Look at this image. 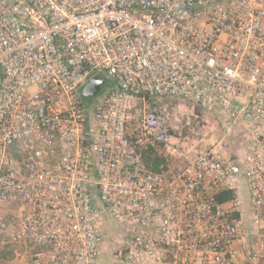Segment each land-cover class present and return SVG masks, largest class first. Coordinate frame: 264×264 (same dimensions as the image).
I'll list each match as a JSON object with an SVG mask.
<instances>
[{
	"label": "built area",
	"instance_id": "1",
	"mask_svg": "<svg viewBox=\"0 0 264 264\" xmlns=\"http://www.w3.org/2000/svg\"><path fill=\"white\" fill-rule=\"evenodd\" d=\"M163 97L244 123L243 155L151 169L143 154L170 135L147 105ZM240 175L246 211L215 200ZM3 207L0 248L25 245L26 264H94L102 212L123 230L118 264H258L264 0H0Z\"/></svg>",
	"mask_w": 264,
	"mask_h": 264
},
{
	"label": "rangeland",
	"instance_id": "2",
	"mask_svg": "<svg viewBox=\"0 0 264 264\" xmlns=\"http://www.w3.org/2000/svg\"><path fill=\"white\" fill-rule=\"evenodd\" d=\"M147 108L163 114L169 127V142L160 146L157 151L146 153L148 166L155 171L165 172L186 165L195 155L215 147H221L230 159L243 155L248 133L246 125L231 121L219 109L208 111L189 100L169 97L151 99ZM154 159L157 160V165L154 164ZM241 205L246 211L245 203ZM2 209H7V212L14 210L13 207ZM98 220L104 235L103 252L117 264L115 255L123 243V230L106 212H102ZM16 252L19 253L18 250Z\"/></svg>",
	"mask_w": 264,
	"mask_h": 264
},
{
	"label": "crops",
	"instance_id": "3",
	"mask_svg": "<svg viewBox=\"0 0 264 264\" xmlns=\"http://www.w3.org/2000/svg\"><path fill=\"white\" fill-rule=\"evenodd\" d=\"M214 110H216V109H214ZM222 114H224V113H222ZM173 169H169L168 171H165L163 173H168L169 171H171ZM238 188L239 189L237 191V194H239V196H240L239 197V200H240L239 201V204H240L239 206H241V208H243V205H241V204L245 203V206H246V208L248 210V205H247V202H246L247 186H246L245 179H244V177L242 175H240V177H239ZM241 198H243L244 200L241 199ZM6 212H7V209L6 210L2 209L0 213H6ZM24 246L25 245H21L20 248H15V249L12 246L11 247H8V246L7 247L6 246L1 247L0 248V264H26L27 261H28V258H25V257L21 256V254L23 253V249H25ZM103 249H104V247L102 246L100 254L97 257V259H96L94 264H115V262L112 261V259H110V257L108 258L107 255L104 254ZM241 249H242L243 252H245V249H244L243 245L241 246ZM17 250L19 251V253L16 252ZM11 251L14 253V255H13V253ZM115 259H116V263L118 264L116 255H115ZM258 264H264V256L260 258Z\"/></svg>",
	"mask_w": 264,
	"mask_h": 264
},
{
	"label": "water",
	"instance_id": "4",
	"mask_svg": "<svg viewBox=\"0 0 264 264\" xmlns=\"http://www.w3.org/2000/svg\"><path fill=\"white\" fill-rule=\"evenodd\" d=\"M103 82H104L103 78H98V77L91 78L82 88V95L86 98L93 96L100 90V87L103 84Z\"/></svg>",
	"mask_w": 264,
	"mask_h": 264
},
{
	"label": "trees",
	"instance_id": "5",
	"mask_svg": "<svg viewBox=\"0 0 264 264\" xmlns=\"http://www.w3.org/2000/svg\"><path fill=\"white\" fill-rule=\"evenodd\" d=\"M152 149H150V150H148V151H146L144 154H143V159H144V161L146 162V164L147 165H149L148 164V161H149V159L147 158L148 156H147V152H150ZM153 151V150H152ZM154 164L155 165H157L158 163H157V160L156 159H154ZM151 168V167H150ZM152 169V168H151ZM237 196V192L235 191V190H226V191H221L220 193H217L216 195H215V200L217 201V202H219V203H225V202H227V201H229V200H232L233 198H235ZM238 196H239V194H238Z\"/></svg>",
	"mask_w": 264,
	"mask_h": 264
}]
</instances>
